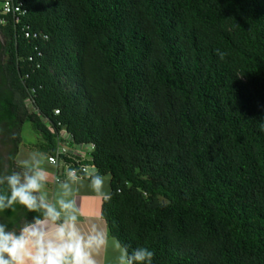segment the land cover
<instances>
[{
	"label": "trees",
	"instance_id": "obj_1",
	"mask_svg": "<svg viewBox=\"0 0 264 264\" xmlns=\"http://www.w3.org/2000/svg\"><path fill=\"white\" fill-rule=\"evenodd\" d=\"M13 1L27 14L0 7V176L20 170L26 123L47 157L60 124L94 145L101 216L129 253L264 264V0ZM37 215L0 212L17 232Z\"/></svg>",
	"mask_w": 264,
	"mask_h": 264
},
{
	"label": "clouds",
	"instance_id": "obj_2",
	"mask_svg": "<svg viewBox=\"0 0 264 264\" xmlns=\"http://www.w3.org/2000/svg\"><path fill=\"white\" fill-rule=\"evenodd\" d=\"M223 59L225 53L219 52ZM32 153L31 164L22 162L24 171H13L0 176V184L7 183L8 192L0 193V212L14 210L15 205L25 207L31 213H39L20 230H8L0 223V264H98L94 254L108 246L107 233L93 224L87 234L78 226V208L73 186L87 180L91 191L105 201L112 193L105 190L110 176L101 175L94 167L68 168L66 181L59 185L55 200H50L44 187L49 173L40 167ZM49 163H55L48 157ZM114 248L119 252L117 264H151L154 253L146 247H138L129 253L118 240Z\"/></svg>",
	"mask_w": 264,
	"mask_h": 264
},
{
	"label": "built area",
	"instance_id": "obj_3",
	"mask_svg": "<svg viewBox=\"0 0 264 264\" xmlns=\"http://www.w3.org/2000/svg\"><path fill=\"white\" fill-rule=\"evenodd\" d=\"M0 7L4 15H11L14 22L19 23L20 19L27 14L22 2L13 0H0ZM28 37V35H26ZM58 115L59 111H55ZM50 128V126H49ZM58 130L50 128L56 136V145L52 157L55 163H47L54 170L53 180L57 184L66 180V170L68 168H76L78 171L83 166H89L91 162V154L95 147L93 144H77L74 142L72 135L60 124L57 125ZM48 158V157H47Z\"/></svg>",
	"mask_w": 264,
	"mask_h": 264
},
{
	"label": "crops",
	"instance_id": "obj_4",
	"mask_svg": "<svg viewBox=\"0 0 264 264\" xmlns=\"http://www.w3.org/2000/svg\"><path fill=\"white\" fill-rule=\"evenodd\" d=\"M64 181L66 180L61 182ZM61 182L54 184L51 180L50 184L47 183L46 187L48 189L46 193L50 200H55L57 193L60 191L59 185ZM73 187L77 189L75 193L79 213L77 222L81 231L87 234L91 226L95 224L108 235V246L99 250L98 254H94L98 264H117L119 252L114 248L115 239L109 236L106 224L101 216V209L105 200L91 191L87 180H82L79 184L74 185ZM105 190L110 192L109 181L106 182Z\"/></svg>",
	"mask_w": 264,
	"mask_h": 264
},
{
	"label": "rangeland",
	"instance_id": "obj_5",
	"mask_svg": "<svg viewBox=\"0 0 264 264\" xmlns=\"http://www.w3.org/2000/svg\"><path fill=\"white\" fill-rule=\"evenodd\" d=\"M21 145L18 148V152L16 154V157L14 158V162L17 166V168H20V170H12L13 171H18L23 173V164L22 162L25 160H28L29 163L31 164V154L32 153H43L44 155L37 156V159L41 160L40 167L44 168L48 173H49V178L48 181L45 184L44 191L47 192V183L50 184V181L53 180V175H54V170L51 166H48L47 164V154L44 151H40L39 145L41 143V138L38 136L32 125L30 123H26L23 128H22V134H21ZM9 149H4L3 157H7V152ZM1 151V150H0ZM6 171L8 170L7 164L5 165Z\"/></svg>",
	"mask_w": 264,
	"mask_h": 264
},
{
	"label": "flooded vegetation",
	"instance_id": "obj_6",
	"mask_svg": "<svg viewBox=\"0 0 264 264\" xmlns=\"http://www.w3.org/2000/svg\"><path fill=\"white\" fill-rule=\"evenodd\" d=\"M7 135H8V131H7ZM6 138H7V136H6ZM6 146H7V147L2 146V147L0 148V150H1L2 152H4V151H3L4 149H6V148H7V149H10L9 138H7V145H6ZM0 223H4V224H6L8 230H14L12 226L10 227V225H9V224H10V221H8V220H7L6 222H4L3 219L0 217Z\"/></svg>",
	"mask_w": 264,
	"mask_h": 264
}]
</instances>
